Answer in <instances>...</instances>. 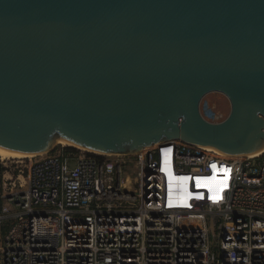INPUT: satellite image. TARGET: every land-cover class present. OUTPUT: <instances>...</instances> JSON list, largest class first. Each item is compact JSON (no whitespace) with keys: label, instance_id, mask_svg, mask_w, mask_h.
<instances>
[{"label":"water","instance_id":"95a60500","mask_svg":"<svg viewBox=\"0 0 264 264\" xmlns=\"http://www.w3.org/2000/svg\"><path fill=\"white\" fill-rule=\"evenodd\" d=\"M224 93L222 120L200 105ZM264 148V0H0V146Z\"/></svg>","mask_w":264,"mask_h":264},{"label":"built area","instance_id":"2783aa9c","mask_svg":"<svg viewBox=\"0 0 264 264\" xmlns=\"http://www.w3.org/2000/svg\"><path fill=\"white\" fill-rule=\"evenodd\" d=\"M1 162L0 264H264V152L170 139Z\"/></svg>","mask_w":264,"mask_h":264},{"label":"rangeland","instance_id":"374dc122","mask_svg":"<svg viewBox=\"0 0 264 264\" xmlns=\"http://www.w3.org/2000/svg\"><path fill=\"white\" fill-rule=\"evenodd\" d=\"M200 108H201V111L205 115L211 116L210 118L217 120L218 118L219 119L222 118L218 116L223 115L226 117V115L229 113L231 109V103H230L229 98L224 93L219 92V91H211L203 97ZM210 111H212L213 113H209ZM61 144H64V143H60V145ZM65 145H69V144L66 143ZM0 158L1 159L2 158L18 159L20 157H2L0 155ZM217 234H218V229L215 226H212L210 230V245L214 251H217V247H216L217 246Z\"/></svg>","mask_w":264,"mask_h":264},{"label":"bare ground","instance_id":"6f19581e","mask_svg":"<svg viewBox=\"0 0 264 264\" xmlns=\"http://www.w3.org/2000/svg\"><path fill=\"white\" fill-rule=\"evenodd\" d=\"M170 139H178V140H183V141H186V142H189L187 140H184L182 138H179V137H174V138H168V139H164V140H159L155 143H159L160 141H165V140H170ZM60 143H64V144H69V142L61 139L59 140ZM218 151V150H216ZM220 153H223V154H227L225 152H222V151H218ZM264 152V148L260 149V150H257V151H253L249 154H259V153H262ZM0 155L2 157H22V156H30V155H35V153H26V152H21V151H16V150H11V149H8V148H5V147H2L0 146Z\"/></svg>","mask_w":264,"mask_h":264},{"label":"trees","instance_id":"16d2710c","mask_svg":"<svg viewBox=\"0 0 264 264\" xmlns=\"http://www.w3.org/2000/svg\"><path fill=\"white\" fill-rule=\"evenodd\" d=\"M3 169H4V166H3L2 162H1V158H0V176L2 174Z\"/></svg>","mask_w":264,"mask_h":264}]
</instances>
